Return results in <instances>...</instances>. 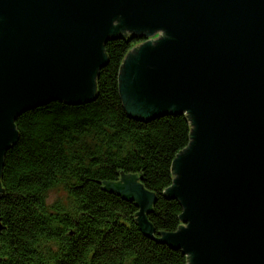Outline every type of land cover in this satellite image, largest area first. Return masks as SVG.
Masks as SVG:
<instances>
[{
    "label": "water",
    "instance_id": "water-1",
    "mask_svg": "<svg viewBox=\"0 0 264 264\" xmlns=\"http://www.w3.org/2000/svg\"><path fill=\"white\" fill-rule=\"evenodd\" d=\"M127 34L145 38L121 68L129 116L192 125L166 191L184 226L159 241L188 264H264V0H0V173L18 118L94 101L106 44ZM141 180L106 186L143 216L156 198Z\"/></svg>",
    "mask_w": 264,
    "mask_h": 264
},
{
    "label": "trees",
    "instance_id": "trees-1",
    "mask_svg": "<svg viewBox=\"0 0 264 264\" xmlns=\"http://www.w3.org/2000/svg\"><path fill=\"white\" fill-rule=\"evenodd\" d=\"M144 41L127 34L106 44L109 61L94 101L51 102L18 118V139L0 173V264L189 263L182 250L159 239L184 226L183 205L166 191L175 159L191 141V121L186 115L132 118L120 92L122 64ZM124 175L142 178L155 195L150 212L140 216L136 201L106 186ZM54 191L60 196L50 204Z\"/></svg>",
    "mask_w": 264,
    "mask_h": 264
},
{
    "label": "rangeland",
    "instance_id": "rangeland-1",
    "mask_svg": "<svg viewBox=\"0 0 264 264\" xmlns=\"http://www.w3.org/2000/svg\"><path fill=\"white\" fill-rule=\"evenodd\" d=\"M160 33H161V34H160ZM160 33H156L155 35L149 37V39H150V40H153V41H157L160 37L163 36V33H162V32H160ZM140 44H142V43H140ZM140 44L136 45L134 48L140 46ZM59 196H60V194L57 193V191H54V192L50 193V195H49V200H48L49 203L51 204V203H53L54 201H56V199H58ZM61 199L64 200V198H61ZM184 210H185V209H184ZM186 256H187V255H186Z\"/></svg>",
    "mask_w": 264,
    "mask_h": 264
},
{
    "label": "bare ground",
    "instance_id": "bare-ground-1",
    "mask_svg": "<svg viewBox=\"0 0 264 264\" xmlns=\"http://www.w3.org/2000/svg\"><path fill=\"white\" fill-rule=\"evenodd\" d=\"M175 177H176V175H175Z\"/></svg>",
    "mask_w": 264,
    "mask_h": 264
}]
</instances>
